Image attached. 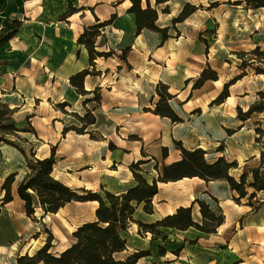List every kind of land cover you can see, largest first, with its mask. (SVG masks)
<instances>
[{
  "label": "crops",
  "instance_id": "obj_1",
  "mask_svg": "<svg viewBox=\"0 0 264 264\" xmlns=\"http://www.w3.org/2000/svg\"><path fill=\"white\" fill-rule=\"evenodd\" d=\"M195 1L166 0L157 3L156 0H150L152 6L158 10L157 25L169 29V36L164 39L160 32L148 28L138 32L136 17L134 13L128 11L132 5L131 0H0V26L4 25L8 18H18L23 21L20 32L3 47L5 53L0 54V59L3 61L0 64V71L4 74L3 79L9 83L6 87L2 85V90L9 92L10 101L6 103L15 109L13 117L20 115L24 111L23 106L26 105L19 104V100L13 95L17 94L22 98L23 96L37 98L39 93L46 90L49 85H58V80H63L66 84L70 83L71 75L82 69L90 68L95 70L96 74L86 76L84 87L88 91L97 87L101 89V103L94 106L96 108L94 112L97 113L99 109L105 111L106 107L107 112L112 111L116 116L112 122L119 142H116L115 136L95 139L91 137L92 131L88 128L87 130L91 132L78 133L76 131V135L81 137L77 139L81 141L89 139L90 142L97 143V146H93L94 152H86V155L90 154L93 161L95 154L98 153L102 167L116 172L120 171L119 169L112 170L116 162H119V166L127 167L128 182L132 177L129 165L143 157V153L144 155L152 154L159 161L162 159L163 165L181 159L182 151L176 146L175 141L182 142L187 149L203 148L207 151L206 155L215 153L216 158L212 161L219 157H225L228 161H237L235 159L242 156L247 162H250L248 161L250 156H253L254 160L257 159L258 153L251 145L252 142L248 144L242 141L236 145L233 142V136L237 132L229 133V130L236 129L227 125V122L232 117L235 118L233 106L239 103L238 100H233L235 97L233 88L237 80L229 88L230 95L220 104H212V101L221 93L225 83L232 79H223V76L227 75L226 70L218 73V79H208L201 87L193 88L204 69L211 66L217 71L216 57L214 53L212 54V49L207 52L206 40L202 38L207 36L201 30V25H209L211 20L219 21L214 15L210 20L198 15L197 9L184 21L174 23L173 19L178 16L186 3L194 5L200 3ZM142 6H147V0H142ZM71 7L74 10L69 12ZM165 7L169 8V12L163 11ZM114 14L116 15L114 24L102 32L96 46L100 52L113 50L114 53L109 57L96 58L95 67H93L90 64L87 48L78 42L79 36L86 26L98 20H108ZM195 17L198 18L199 24L195 23ZM123 50H127V60L120 56ZM109 74L115 76V80L111 83L107 80ZM160 82L169 85L174 95L170 104L183 118L182 122L175 123L170 117L155 114L150 110L154 109L159 101L157 85ZM72 88L74 89L73 86ZM91 94L79 95L90 98ZM84 100L83 106L85 107ZM31 117L33 119L36 116H29L28 120ZM245 121L240 119L241 123ZM92 125L96 127L98 122ZM35 130L37 135L33 134L41 138L38 129ZM72 131L63 134L68 137L73 135ZM110 139L118 147L110 149L108 146ZM29 143L34 145L30 140ZM221 143L225 144L223 150L217 148ZM5 145L9 147V152L20 153L26 161L25 156L17 147L8 143ZM123 146L129 147L130 151L123 156H118V151ZM164 147L168 148L166 156L163 154ZM252 149L254 151L248 156L246 153ZM262 149L257 148V151L262 154L264 148ZM34 151L37 153L35 149ZM109 159L112 160L111 163L108 162ZM257 164L256 162L251 168L258 166ZM89 165L94 167V162H89ZM238 166L231 170L234 176H236L235 171ZM14 172L16 171H12ZM18 174L17 172L16 176ZM109 176L113 177L111 174L103 177ZM251 178L250 176L249 179ZM130 183L129 187L134 186L136 182ZM158 186L159 191L153 198L154 212H145L141 204L137 208V219L153 223L174 213L181 206H192L193 219L202 223L203 217L196 198L207 193L209 196L211 194L218 198L219 205L225 214L224 223L217 228L218 232L216 231L217 233L215 232L214 236L210 237L191 235L195 227L186 230L161 228L163 233L157 235L139 231L138 224L133 223L128 234H131L134 226L137 232L132 233L131 236L128 235V248L119 256L124 257L140 250H149L150 254L141 257L136 264H264V258L257 256L252 251L250 243L247 242L249 234L245 231L244 222L250 213L247 209L252 206L246 204V201L237 203L233 199L236 192L231 189L228 181L224 179L207 181L194 176L159 182ZM84 187L94 188L87 184ZM12 195L14 200L15 195ZM223 195L225 199H222ZM18 196L17 191L16 197ZM19 200H21V212H25L26 217L31 218L26 214L24 201L21 198ZM95 201H72L61 209L64 210L75 202H92L96 205L94 208L96 218L99 203ZM197 205L200 213L199 216H194ZM95 218L85 220L76 226ZM237 224L240 225L242 232L236 231ZM233 229L235 231L231 232ZM195 230L206 234L197 228ZM262 236L264 237V232ZM160 246L165 249L164 253L160 252Z\"/></svg>",
  "mask_w": 264,
  "mask_h": 264
},
{
  "label": "rangeland",
  "instance_id": "obj_2",
  "mask_svg": "<svg viewBox=\"0 0 264 264\" xmlns=\"http://www.w3.org/2000/svg\"><path fill=\"white\" fill-rule=\"evenodd\" d=\"M242 1V4H236L239 0L195 1L200 2L196 5L198 6V15L208 20L212 19V15L219 19L216 22L211 20L209 25H201V30L207 36L202 37L206 40L207 52H210V49H212L211 52L216 57L215 66L217 72L226 70L227 75H224L223 79L232 78L231 80H237V84L233 88L235 96L233 100H238L239 103L233 106L235 118L232 117L229 121L230 123L227 122V125L229 124L233 128H236L232 129V132H237L233 136V142L236 145H239L242 141L248 144L252 142L251 145L254 146V150L258 153V158L255 160L253 156H250V152L254 151L253 149L249 150V153H246L250 156V160H248L250 162H247L243 156L235 159L239 162V166L235 171L236 177H239L238 174L241 172L249 170L256 162L258 163L257 165L260 164L261 153L257 151V148L260 150L264 148V112L253 113L244 123H241L238 118V106L243 111H247L250 105L258 99V91L264 90V76L261 77L255 68L257 65L264 67V63L258 60L255 65H250V61H252L250 59L259 58L258 55L251 53V51L258 46L264 51V9L249 8L247 1ZM194 19L195 23L199 24L198 18L195 17ZM244 58L250 60L247 61L249 64H246V66L242 65ZM3 77L4 74L0 71V100L9 103V92L2 90V85L6 87L9 83ZM107 80L111 83L115 80V76L109 74ZM105 88L108 89L107 86ZM105 92L107 93L106 90ZM247 94L249 96H245ZM93 96L94 93L90 95V98ZM13 97H16L22 106L26 104L23 106L24 111L20 115L15 116L18 126L26 129L34 126L35 129H38L41 138H37L33 132L27 131L19 133V136L21 138H28L34 145L15 136H10L9 139L15 140L28 153L31 152V149H35L37 157L50 156L54 149L56 153L55 177L61 179L72 188L83 187L103 195H105V190L118 194L124 192L130 188V182L132 184L136 182L131 165L135 164L138 160L144 162L141 168L144 170V176L149 180L158 177L159 172L162 171V159L159 161L152 154L146 153L144 155L143 153V157L129 165L132 177L131 181L128 182L129 180L126 179V173L129 172L127 167L119 166V162H116L112 170L119 169L120 171H110L109 168L102 167L103 165L98 153L95 154L93 161L90 154L86 155V152H94L92 149L93 146H97V143L90 142L89 139L87 141L77 139L81 137L76 135L77 132L75 130L71 133L73 135H69L68 137L64 135V127L70 125L80 127L82 124L78 117L70 112L76 110L78 114L84 115L86 107L92 109L94 112L96 110L94 106L99 105L93 100L84 107L83 100L87 97L80 96L68 82L66 84L63 80H58V85H49L46 90H42L39 93V97L37 98L34 96H23L22 98L17 94L13 95ZM22 99L25 103H23ZM60 102L68 104L66 110L69 113L56 108V104ZM94 114H96L98 125L96 127L95 125L87 127L92 131L94 138L101 139L104 136H115L116 142H119L116 137V128L113 127L112 122V119L116 118V116H114L112 111L110 113L107 112L106 107L105 111L99 109ZM34 115L36 116L35 118L32 119L31 117L28 120L29 116ZM233 119L237 120L234 121ZM224 145V143H221L217 148L223 150ZM108 146L112 149L116 148L117 145L110 139ZM129 151V147L123 146L118 151V156H123L125 153H129ZM206 158L212 161L216 158V155L212 153L206 155ZM89 162H94V167L89 165ZM12 171L19 173L12 187V194L15 195V198L11 203H3L5 195L3 184ZM27 172L26 161L20 153L9 152V147L5 145V142H0V264H18L17 258L20 255L29 252L30 255L35 254L38 249L46 244L51 235L53 238L51 239L52 247L50 252L58 253L70 245L74 231L72 230L73 227L85 220L95 218L94 208L96 205L92 202L72 203V205H68L59 214L50 213L48 215L38 210L36 215L27 218L25 212H21V200L16 197L17 186ZM107 174H111L113 177L104 178L103 176ZM86 184L94 188L84 187ZM200 198L213 202L207 193L201 194ZM222 199H225L224 195ZM242 201H247V198H244ZM253 202L258 207L247 209L250 213H248V218L244 222L245 231L249 234L247 242L250 243L251 248H253L252 251L257 256L264 258V237L262 236L264 232V192L258 193ZM236 227L237 232H242L239 224ZM233 231L235 230H231V232ZM136 232V226H134L131 234H136ZM192 232L190 233L191 235H202L205 237L214 236L215 234V232L203 234L196 231L195 228L192 229ZM131 234L128 235L131 236Z\"/></svg>",
  "mask_w": 264,
  "mask_h": 264
},
{
  "label": "trees",
  "instance_id": "obj_3",
  "mask_svg": "<svg viewBox=\"0 0 264 264\" xmlns=\"http://www.w3.org/2000/svg\"><path fill=\"white\" fill-rule=\"evenodd\" d=\"M132 5L128 9L134 13L138 32L148 28L160 32L164 39H167L168 27H159L157 25L158 10L152 6L150 0H147V6H142V0H131ZM166 0H156L161 3ZM249 8H263L264 0H246ZM239 0L236 4H242ZM198 9V6L192 3H186L173 19L174 23L182 22ZM74 8H70L69 12ZM164 12H169V8L165 7ZM116 15L105 21H97L96 23L86 26L83 33L79 36L78 42L85 45L89 53L90 64L95 67V59L98 57H109L114 52H100L96 49L98 37L110 25L114 24ZM23 26V21L18 18H8L4 25L0 26V49L3 48L9 40L16 36ZM251 53L258 55L250 60L243 59L242 65H255L260 60L264 63V51L260 46L256 47ZM127 50H123L121 58L127 60ZM241 54V53H239ZM3 61L0 59V64ZM256 72L264 74V67L257 65ZM89 74H96L95 70L90 68L82 69L70 77V83L74 89L82 95L94 93L91 98L84 100V105L90 101L101 103L102 95L99 87L92 91H88L84 87L85 78ZM208 79H218V72L211 66L204 69L198 79L195 81L193 88H199ZM235 80L225 83L221 93L212 101V104H220L230 95V86ZM157 94L159 101L152 110L155 114L168 116L173 122L179 123L183 118L172 108L170 100L173 93L170 91L169 85L160 82L157 85ZM258 99L254 101L247 111H243L238 107V118L247 120L255 112H264V90L258 91ZM66 102L58 103L56 106L68 113L66 110ZM14 108L6 102L0 100V142H5L17 147L26 158L28 172L18 184V194L24 201L26 214L33 217L38 210L45 214L57 213L61 208L65 207L72 201H89L96 200L99 205L96 209V218L92 221L84 222L73 231L71 243L68 247L58 253L50 252L52 247L51 235L44 246L30 255L26 253L17 258L18 264H136L137 261L150 254L149 250H140L124 257L119 256L129 245L128 230L133 223H137L139 231L151 232L161 235L163 231L161 227L177 228L186 230L195 227L205 233H213L225 221V214L219 205L217 197L210 194L213 200L207 201L196 198L200 205V211L203 217L202 223L193 219L192 206H181L174 213L168 214L153 223H146L136 218V212L139 205L143 204V210L147 213L154 212L153 198L159 191V182H168L182 179L184 177L198 176L207 181L224 179L228 181L231 189L236 192L233 199L237 203H242L247 198L246 204L256 208L253 199L259 192H264V151L261 154V162L258 166L252 167L240 174L239 177L231 174V170L238 166L237 161H228L225 157H219L215 161H209L206 158V150L203 148L187 149L182 142L175 141L176 146L182 151V158L169 164H164L162 171L158 177L149 180L144 176V170L141 165L144 163L138 160L131 165L136 184L126 191L114 193L105 190V195L94 192L86 188H72L62 180L53 175L56 163L55 151L48 157L40 158L36 156L34 150L28 153L26 149L20 146L15 140L9 139L10 136L18 137L27 142V138H21L19 132L31 131L37 135L34 127L20 128L13 117ZM77 116L82 122L81 126L70 125L64 127L63 133L75 130L78 133L91 132L87 127L97 123L96 114L93 110L86 107L84 115L78 112H71ZM229 133H232L229 130ZM91 137L94 138L91 132ZM168 148L164 147L163 154L166 156ZM17 172L11 173L3 184L5 195L3 203L13 200L12 187L16 179ZM252 177L249 179V177ZM160 252L164 253L165 249L160 246Z\"/></svg>",
  "mask_w": 264,
  "mask_h": 264
},
{
  "label": "bare ground",
  "instance_id": "obj_4",
  "mask_svg": "<svg viewBox=\"0 0 264 264\" xmlns=\"http://www.w3.org/2000/svg\"><path fill=\"white\" fill-rule=\"evenodd\" d=\"M5 53V48H2L1 50H0V54H4ZM264 75V74H263ZM108 162L109 163H111L112 162V160L111 159H109L108 160ZM53 175L55 176V170L53 171ZM19 197V196H18ZM20 198V197H19ZM95 203H97L98 204V201H95ZM62 210V209H61ZM60 210V211H61ZM59 211V212H60ZM23 212H24V209H23ZM59 212H58V214H59ZM199 206L197 205L196 206V209H195V212L193 213L194 214V216H199ZM57 214V213H56ZM49 215V214H48ZM78 228V226H75V227H73V229L72 230H76ZM162 229L163 228H166V227H161ZM20 234H22L21 232H20Z\"/></svg>",
  "mask_w": 264,
  "mask_h": 264
}]
</instances>
